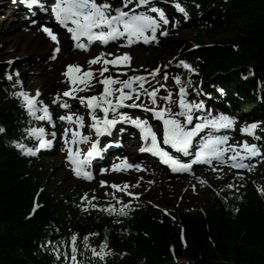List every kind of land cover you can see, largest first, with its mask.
<instances>
[{
    "label": "trees",
    "instance_id": "16d2710c",
    "mask_svg": "<svg viewBox=\"0 0 264 264\" xmlns=\"http://www.w3.org/2000/svg\"><path fill=\"white\" fill-rule=\"evenodd\" d=\"M180 1L190 16L187 25L197 33L206 29L211 43L203 45L195 35L198 47H183L177 58L200 66L210 85L224 88L221 101L228 98L236 108L239 97L251 93L247 105L264 115V0ZM229 28L233 36L216 38ZM28 64L0 61V264H68L73 234L79 264H264V194L250 182L220 184L203 209L182 207L171 216L135 205L127 216L82 211L72 200L46 193L39 160L16 147L33 145L27 129L39 124L12 95L20 91L16 66ZM170 67L189 74L178 59ZM105 237L111 253L101 261L91 249L99 251Z\"/></svg>",
    "mask_w": 264,
    "mask_h": 264
},
{
    "label": "snow or ice",
    "instance_id": "6c2138e0",
    "mask_svg": "<svg viewBox=\"0 0 264 264\" xmlns=\"http://www.w3.org/2000/svg\"><path fill=\"white\" fill-rule=\"evenodd\" d=\"M21 3L31 9L33 6H40L43 10L48 9L42 3V0H21ZM173 6L177 12L182 13L185 19H188L186 9L178 2L172 0ZM132 5V7H129ZM197 7H199L197 5ZM146 8V11H137V9ZM127 9V10H125ZM149 13H156L151 15ZM50 15L54 18L59 27L66 30L70 34V40L73 42V47L81 50H89L93 42H99L101 45H108L110 42L119 43L123 40L121 46L131 47L134 44L143 42L148 45L150 43H159L157 36L161 25H167L169 19L164 10L155 6L153 0H120L118 5L109 3V0H53L50 6ZM178 23V22H177ZM176 27V24H173ZM42 30L50 37V39L57 44L53 49L51 59L55 60L57 54L60 52L59 38L54 32L53 28L43 26ZM168 29L164 28L159 31L160 36L168 35ZM86 38L87 43L83 42L81 38ZM198 47V45H194ZM107 57H112L111 59ZM9 64L12 62L9 61ZM172 62L169 61V64ZM100 64L99 69L93 70L92 65ZM131 64V57L128 53L120 56H113L112 53L100 52L98 55L90 58L87 61L88 67L85 69L80 64H68L65 66V71L62 75L66 82L70 85L62 93H57L52 100V104L58 105L63 109H70L71 105L68 100L64 98H72L79 102L88 110V117L91 123L87 127L94 133L95 139L92 135H85L82 129L85 125V117L83 115L68 111L66 115H60L58 119L65 122L68 126L65 127L62 134L64 144L66 147V159L69 162L71 170L78 178L86 180H93V173L88 170L89 162L93 157H98L101 153L111 146V144L104 145V148L98 146L101 136L111 135L112 130L118 123L130 124L139 130L140 139L144 141L139 148L140 152H148L159 158V160L169 166L174 173H190L194 164L213 165L215 163L229 165L231 168L252 170L254 167L251 163H246V159L264 157L260 147L255 143H248L244 141L241 144H229L230 136L220 134L221 130H231L235 127V117L229 116L223 112L212 115L211 111L205 113V104L203 100L199 102L190 101L187 99V87L191 84L189 80L187 84L182 82L180 75H175L172 79L178 87L176 99H173L172 90L167 89L166 84L157 82V86L151 90L144 87L147 83L145 75H132L127 79L121 80L119 76L107 75L104 73L109 71V66H113L117 72H121V66H128ZM169 64L164 65L168 68ZM179 65L188 70L189 74L197 70L184 60H179ZM161 71L158 66L147 73V76L155 78L157 73ZM18 76V73H16ZM97 75L99 79H97ZM9 80L12 79L8 75ZM169 78L168 72L163 74L164 81ZM101 84L103 90L96 95L83 96L78 95L79 92L88 91L94 86V82ZM17 85L22 82L17 79ZM118 85V86H117ZM160 88H165L166 95L158 96ZM223 92V89H220ZM200 90H197V95ZM13 96L20 99V104L24 107L28 114L37 120L47 121L55 128L56 121L53 118L49 106L44 104L42 100H38L40 96L39 90L34 94L24 91L12 93ZM141 95L146 96L150 104L143 102L137 103ZM209 95V93H205ZM162 100L164 106L158 105L157 101ZM129 101H131L129 103ZM175 104L178 111H173L171 105ZM122 108L142 109L145 113H151L153 119L162 123V137H158L157 131L147 118L142 119L140 116H131L127 112L120 111ZM200 111L201 116L194 118L193 113ZM38 113H40L38 115ZM102 113V115L98 114ZM111 114V115H110ZM257 124L251 123L244 125L240 131L243 134L254 135V130ZM5 129L0 127V133ZM30 136H35L38 141L39 149H46L52 146V140L45 139V129L43 127L27 129ZM121 132L124 129H120ZM57 133L53 131L51 136L55 139ZM81 142L90 143V147L86 154H81L79 144ZM168 145L170 149H174L177 155L172 154L171 151L165 149L161 145ZM76 147H73V146ZM16 147L22 149L28 154L35 155L36 152L32 148H26L25 145L16 143ZM194 149V150H193ZM231 152L229 156L228 153ZM190 157L188 161L181 159ZM140 165L132 164L124 158L120 164L112 166L113 171H121L135 168L140 169ZM218 170V169H215ZM101 171H107L102 169ZM239 175V173H237ZM101 186L106 185L107 181H101ZM206 183V181H201ZM113 189L120 191H127L129 185L125 183L123 186L118 184H111ZM228 188L233 185L229 184ZM261 194H264V188H260ZM129 196L138 195L136 193L128 192ZM117 199L120 207L117 208L113 204L100 207L94 204L88 198V194L84 193L81 196V201H86L81 204V210L87 211L89 208H98L101 211L107 212L109 215L116 214L118 216H127L130 211L131 202L125 204ZM39 205H35L33 212ZM31 214V213H30ZM119 223V221H116ZM89 235H98L97 233H90ZM72 244V261L76 262L77 248L75 241L77 236L73 234L71 237ZM85 248H89L87 243L88 236L84 237ZM107 248V237L104 243L100 245V250L97 251L92 248L93 257L99 260H104L105 256L111 253V250L105 251ZM124 255V253H122Z\"/></svg>",
    "mask_w": 264,
    "mask_h": 264
},
{
    "label": "rangeland",
    "instance_id": "374dc122",
    "mask_svg": "<svg viewBox=\"0 0 264 264\" xmlns=\"http://www.w3.org/2000/svg\"><path fill=\"white\" fill-rule=\"evenodd\" d=\"M163 1L162 5L164 6V12L169 19V23L167 25L162 24L161 28L158 30V44L153 42L150 47L143 46L125 50H121L118 46L107 49L95 47L88 53H81L70 49V44L68 42L67 48L59 45L63 54L58 53L57 58L53 60L51 56L53 55V49L55 47L47 49L44 45L40 48L43 35H45V33L39 29L41 27L32 26L28 18L17 9L14 0H0V61L9 58H14L16 62H20L24 59L28 61L29 64L21 69L20 66H17V69L22 72V76L19 79L22 84L19 86L30 94H34L36 90H39V100H42L44 104L49 106V110L53 112V118L56 121L55 128H53L51 124H48V126L45 123L39 124L44 129L49 128V133L47 134L50 136L51 133L55 131L57 133L56 137L58 138L56 141H59V144L52 153L38 156L39 161L37 169L40 173L39 177L43 176V189L46 193H51L58 198H65V200L70 199L79 206H81L82 203L86 205V201H81V196L87 193L89 199L92 197L96 198L92 202L100 207L113 204L119 208L120 204L117 203V199L113 198L112 193H114L115 197L125 204L131 202V205H135L137 208L145 207L155 214H162L163 210L174 211L182 207L188 208L192 212L197 209H203L209 191L214 190L223 183L235 182V184L239 186L241 185L240 182H250L258 192H261L260 188H264V157H261V159L259 158L253 163L254 167L252 170L236 169L231 168L229 165L218 164L214 169L196 171L194 176L173 179L168 178L166 174L157 169V167L139 170L134 168L130 171L124 170L122 173H118L112 170V166L117 164V161L114 162V160H109L110 165L106 173L100 170L97 173V177L91 182H84L76 179L74 174L70 171L69 162L66 159V147L62 136L66 126L58 119L60 115H66L69 109L66 110L58 105L52 104V100L58 92L62 93L70 87L65 77L62 75L66 65L80 64L86 69L88 67L87 61L96 56V52L98 54L100 52L112 53L113 56H120L124 53H128L131 57L130 65L121 66V72H117L115 68L110 65L109 71L105 72L104 75L119 76L121 80L127 79L128 76L132 75H145L147 80L151 79V81L153 80L156 82L152 84L153 87L157 86V82L166 84L167 89L173 92V99H176L178 87L172 79L175 75L168 71L169 66L165 69L164 65L169 64V61L173 62L183 47L187 46L190 48L193 44H196L197 40H195V35L203 45L211 43L206 29H203L201 33H197L191 26L187 25L189 23H187L186 19H184L182 23L173 21L172 18H170L173 14L171 10V8H173L172 0ZM119 2L120 0L113 5H118ZM129 7H132V5H129ZM196 10H198L197 7ZM181 14L182 13H180V15ZM182 16L184 17L183 14ZM173 24H176V27H173ZM164 28L168 29L169 34L160 36L159 31ZM234 34L235 29L229 28L218 33L216 38L231 37ZM65 38L67 39V37ZM107 58L111 59L112 57ZM158 66L161 68V71L157 73L155 78L147 76L148 72ZM100 67V64L92 65L93 70L99 69ZM194 68L197 70L196 72L182 79V82L185 84H187L189 80L191 81V84L187 87V91L191 96L188 100L195 102L203 100L205 104V113L211 111L212 115H216L223 112L229 116L235 117L236 131L230 130L226 135L230 136L229 141L231 142H229V144H241L242 133L240 129L246 122L243 115L252 109L251 107L248 108L244 103L246 101H251L253 97L249 94L246 98L240 100L237 104L238 108L236 113L224 112L219 107L214 106L212 101H209L213 100L214 91L209 87L207 80L203 77V69L200 66ZM165 71L168 72L169 76L167 81L163 79ZM97 79H99L98 75ZM93 83L94 86L90 90L79 92L78 95H96L103 90L101 84L95 83V81ZM151 88H149V90H151ZM197 90H200L199 95H197ZM205 93H209L210 96L205 95ZM166 94V89L160 88L158 96ZM130 102L131 101H129V103ZM140 102L150 104L149 99L143 95H141L140 100L137 101V103ZM157 103L160 106H164L162 100H158ZM76 105L77 103L75 102L71 108V112L74 113L77 111L81 113V107ZM171 107L173 111H178V107L175 104L171 105ZM126 109L127 108H122L120 111L127 112L133 117L140 116L136 111L128 112L127 110L132 109ZM193 115L195 118L201 116L202 113L196 111ZM156 124H158L157 120ZM259 125L264 128V122H259ZM120 133L121 131L118 132L117 138L120 137ZM123 133L129 140L134 139L132 137L134 132L124 130ZM31 137L33 141H36L37 138L35 136ZM51 138L53 137L51 136ZM256 141L254 143L260 145V149L264 153V141L263 147L261 141ZM84 147L85 146H82V149ZM129 150L128 155L127 152L126 155L130 157L133 151L130 152ZM228 155H231V152H229ZM124 158L128 159L126 156H124ZM237 173H239V175H237ZM101 181H107L108 183L101 186ZM201 181H206V183H201ZM113 183L121 186L127 183L129 187L127 191H120L111 187ZM128 192L138 195L129 196L127 194ZM91 209L97 208H89L87 211Z\"/></svg>",
    "mask_w": 264,
    "mask_h": 264
},
{
    "label": "bare ground",
    "instance_id": "6f19581e",
    "mask_svg": "<svg viewBox=\"0 0 264 264\" xmlns=\"http://www.w3.org/2000/svg\"><path fill=\"white\" fill-rule=\"evenodd\" d=\"M34 11H35V12H38V17L40 18L41 15L39 14L38 9H34ZM40 32H41V31H40ZM43 40H44V41H43ZM43 40H42V42L40 43V48L43 47V46L45 45V46L47 47V49H51V48L55 45V42H53V41L50 39V37H49L48 35H46V36L43 35ZM67 44H68V43H67V40H65V38H60V40H59V45L63 46L64 48H67V47H66ZM70 48H71V46H70ZM60 54H63V51H62V50L60 51ZM140 54H141V53H140ZM96 55H98L97 52H96ZM147 81H148V82L145 83V85H144V87L147 88V89L153 87L152 84H153V83H156V82H154L153 80L151 81V79H150V80H147ZM122 139H126V135H125V134H123ZM133 142H134V140H129L125 147H123V146L121 147V151H120V152H121V153H122V152H127V153H128V150L132 147ZM107 154H110V153L108 152ZM135 158H137V154H134V155L132 156V159H135ZM120 172L122 173L123 170H121Z\"/></svg>",
    "mask_w": 264,
    "mask_h": 264
},
{
    "label": "water",
    "instance_id": "95a60500",
    "mask_svg": "<svg viewBox=\"0 0 264 264\" xmlns=\"http://www.w3.org/2000/svg\"><path fill=\"white\" fill-rule=\"evenodd\" d=\"M263 45H264V33H263ZM187 97H189V95Z\"/></svg>",
    "mask_w": 264,
    "mask_h": 264
}]
</instances>
